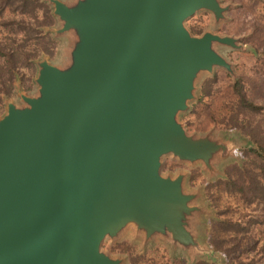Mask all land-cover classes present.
I'll list each match as a JSON object with an SVG mask.
<instances>
[{
    "label": "water",
    "instance_id": "95a60500",
    "mask_svg": "<svg viewBox=\"0 0 264 264\" xmlns=\"http://www.w3.org/2000/svg\"><path fill=\"white\" fill-rule=\"evenodd\" d=\"M47 1L58 21L49 30L67 32L69 43L60 65L36 60L35 94L16 85L22 102L4 100L0 264H123L100 248L103 238L128 225L143 242L149 232L167 234L161 223L179 233L170 203L184 219L191 212L177 177L161 173V157L198 160L212 172L210 160L231 153L227 140L187 132L178 115L195 98L193 74L222 67L234 76L216 46L247 44L184 24L200 9L216 21L230 2Z\"/></svg>",
    "mask_w": 264,
    "mask_h": 264
},
{
    "label": "rangeland",
    "instance_id": "374dc122",
    "mask_svg": "<svg viewBox=\"0 0 264 264\" xmlns=\"http://www.w3.org/2000/svg\"><path fill=\"white\" fill-rule=\"evenodd\" d=\"M220 3L230 2L231 4L223 11L224 17L214 20L208 10L200 9L195 11L185 21V26H197L201 31H211L218 34H229L238 36L244 43H252L256 47V53L247 49L232 48L224 45H217L218 51L224 55L236 69V73L242 77L246 86L247 95L254 101L264 104V1L263 0H219ZM58 26L56 19L54 27ZM51 35L55 38L53 54L48 57L51 63L60 65L65 59L64 49L69 43L67 32ZM216 79L213 81L211 92L199 101V87L201 80L208 76L207 72H196L192 75L191 81L195 84V98L187 100L188 107L179 112L178 119L183 123L187 132L196 134L208 133L212 137H220L233 144L231 153L217 155L210 160L214 168L207 172L201 161L189 162L180 160L171 154H164L161 157V173H169L171 177H177L180 194L184 196L185 204L190 208V213L184 219L180 216L182 208L170 203L175 210V225L172 232L163 228L164 236L159 233L149 232L145 242L142 241L143 233H136L132 226L128 225L115 237H105L100 243V248L112 256H121L123 264H130L129 254H139L141 257L135 264H177L180 259L184 264H192L193 259L198 257H212L221 260V253L199 254L200 247H207L208 219L218 210H236L238 200L231 196L222 195L217 200V206H213L203 195V186L215 175L220 173L225 165L240 160V149L248 146L247 137L238 129L229 127L221 120L222 113L230 105V95L226 91L224 73L220 67H214ZM37 85L31 78L28 88L21 86L25 94H35ZM190 90V89H189ZM5 99L14 103H21V99L14 89L13 93L4 97L0 115L4 112ZM264 112V109H263ZM264 116V114H262ZM264 128V118L261 120ZM180 173L182 174L180 177ZM197 190L198 194L193 196L191 191ZM180 203L179 201H177ZM200 204L205 211L195 210L194 206ZM216 215V214H215ZM158 216H156L157 218ZM156 221L155 218L150 221ZM145 227V226H144ZM170 233L179 234L180 240H184V246L177 240L173 241ZM142 235V236H141ZM177 238V239H178ZM188 243V245H187ZM126 244L131 246L130 250L124 249ZM189 246V247H188ZM242 257H252L255 264H264V223H259L251 228L241 241L237 250Z\"/></svg>",
    "mask_w": 264,
    "mask_h": 264
},
{
    "label": "trees",
    "instance_id": "16d2710c",
    "mask_svg": "<svg viewBox=\"0 0 264 264\" xmlns=\"http://www.w3.org/2000/svg\"><path fill=\"white\" fill-rule=\"evenodd\" d=\"M55 21L47 0H0V111L4 97L10 96L16 85L28 88V82L36 73V60L53 54L55 38L49 28ZM187 29L191 34L202 32L197 26H187ZM240 42L247 44L245 49L256 53L254 44ZM220 68L230 95V105L221 120L244 134L248 146L240 149L239 161L225 165L202 188L203 195L213 206H217L222 195L238 200L236 210H230L229 206L208 219V248L210 253H221L222 258L198 257L192 264H255L252 257L244 258L237 250L251 228L264 223V128L261 123L264 104L247 95L242 77L233 66L234 76ZM215 79L216 70H212L201 80L199 101L211 92ZM124 249L130 250L131 246L126 244ZM140 257L129 254L128 262L138 263ZM184 263L180 259L177 264Z\"/></svg>",
    "mask_w": 264,
    "mask_h": 264
}]
</instances>
